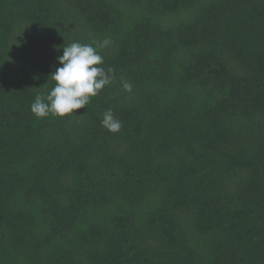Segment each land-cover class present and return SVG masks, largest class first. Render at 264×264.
I'll return each mask as SVG.
<instances>
[{"label": "trees", "instance_id": "1", "mask_svg": "<svg viewBox=\"0 0 264 264\" xmlns=\"http://www.w3.org/2000/svg\"><path fill=\"white\" fill-rule=\"evenodd\" d=\"M104 40L111 85L36 118ZM0 264H264V0H0Z\"/></svg>", "mask_w": 264, "mask_h": 264}, {"label": "clouds", "instance_id": "2", "mask_svg": "<svg viewBox=\"0 0 264 264\" xmlns=\"http://www.w3.org/2000/svg\"><path fill=\"white\" fill-rule=\"evenodd\" d=\"M108 43L104 40L93 46L72 42L63 46V54L57 57L61 66L50 75L54 86L46 96L38 94L35 97L30 106L31 113L38 119L49 115L59 118L75 115L74 110L85 108L92 97L111 85L115 79V70L102 66L104 59L99 52ZM121 86L125 92L132 91V84L128 81L122 79ZM101 126L111 133H117L122 123L108 109L103 113Z\"/></svg>", "mask_w": 264, "mask_h": 264}]
</instances>
